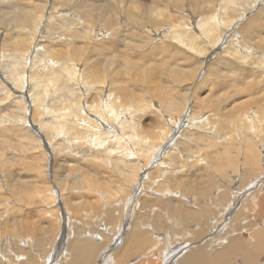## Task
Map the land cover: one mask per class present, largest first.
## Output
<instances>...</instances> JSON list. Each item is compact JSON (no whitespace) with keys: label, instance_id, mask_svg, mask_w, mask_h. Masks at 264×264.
<instances>
[{"label":"bare ground","instance_id":"1","mask_svg":"<svg viewBox=\"0 0 264 264\" xmlns=\"http://www.w3.org/2000/svg\"><path fill=\"white\" fill-rule=\"evenodd\" d=\"M202 4H206L209 11L205 17H189L190 23H185L182 18L174 20L179 11L173 10V14L170 6L163 3L149 5L146 11H141L137 0H0V11L5 13L2 22L6 23L0 35V137L9 134L7 124H17L21 129L29 130L38 146L46 153L43 155L46 174L51 177L58 173L56 180H50L51 183L68 179L73 182L65 187L69 190L68 194H64L63 190L56 194L57 190H53L51 185L47 189L49 197H54V202L58 199L59 204L66 200L72 206H75L74 200L78 198V202L81 200L85 207L92 204L89 203L92 201L94 214L92 210L84 208L85 212L79 218L89 221L104 217L103 228H99L100 224L96 223L98 227L90 224L89 228L86 224L88 221L78 218L80 223H75L78 219H73L75 215L71 217L75 212L70 213L64 207L61 217L67 233H61L57 243L51 242L50 246L44 245L41 249L50 247L48 250L40 255L35 253L37 264H129L134 258L138 259V264H145L151 257L158 259V263L153 262L156 264H218L219 261L229 262L234 253L239 252L242 253L244 264H254L256 251L247 243L250 240L245 241L246 233L238 232L225 237L230 231L243 228L240 229V223L247 216L245 212L248 209L244 212L238 209L233 213L239 198L244 197L243 193L239 194L242 195L240 197L235 192L236 199L228 198L222 207H217L219 216L210 221L214 214L211 205L216 195L211 185H198L196 168L192 169L196 167L195 162L203 159L200 160L199 156L193 163L190 157L195 154L191 147L200 139L199 136L203 133L218 134L215 128L220 123L231 127L230 136L237 135L239 146L248 143V138L258 146L259 149L256 148L259 152H264V141L261 138L264 133V111L258 108L259 105H254V109L249 106L247 110L242 105L245 100H241L232 103L231 108L236 110L222 121V114L214 111L207 113V109L206 112L195 110L194 103H204L203 96L192 97V94L180 103L172 89L177 86L175 82L182 78L187 91L197 74L198 79L207 75L209 66L212 76L222 68L235 70L232 62L242 66L252 65L263 74L264 0H202ZM112 9L122 13L121 26L115 27L116 30L114 25L117 22L111 15ZM129 23L147 27L141 33L145 35L146 41L149 40L148 43L162 44L158 51L153 50L155 53L151 54L155 56L159 53L164 64H170L166 70L161 63L157 66L158 73L164 69L159 77L156 76L157 71L152 74L150 70L146 73L143 71L144 61L132 62L131 56L120 53L122 47L128 49V43L134 38V34L129 31ZM155 24L159 25L154 27ZM239 31L242 35L238 34ZM104 37L108 40H102ZM6 46H9V50ZM180 60H193L194 63L199 60L196 68L189 67L194 71L193 77V71L184 75L176 68ZM133 64H139L140 67L135 65L133 68ZM120 66L121 74H118ZM134 69L141 70L140 74H136ZM167 72L169 78L164 77ZM148 73L151 75L150 81L147 80ZM128 76L139 82L145 77L146 84L151 85L152 89L148 85L145 90L139 88ZM173 76L178 79L172 81ZM212 83L205 79L204 89L210 90ZM256 86L243 88L246 92L249 90L250 95L258 92ZM166 87L171 89V98L165 93ZM211 97H207L206 101L209 102ZM10 113L15 116L7 118ZM143 119L145 121L142 124L140 120ZM224 135L227 140L228 137ZM245 148L247 150V146ZM183 150L186 151L180 158ZM250 150L253 152V149ZM56 158L63 165L55 167L53 162ZM60 168H64L61 173ZM259 173L261 175V171ZM260 175L255 176L254 180L245 176L241 178L245 186H248L246 191L251 186L257 189L255 192L250 190L248 195L250 205L247 208L257 209L250 212L254 216H258V212L264 213V180L260 179ZM73 187L78 189V194H72L75 189ZM117 192L121 195L115 198ZM217 196L220 199L223 194ZM94 202H97L96 207ZM116 211L120 212V220L114 225ZM22 217L25 219V216ZM218 221L226 232L216 238H224V246L216 248V251L210 252L207 248L208 241L213 238L211 236L202 238L204 235L200 234L198 243L197 240H186L185 231L191 226L202 232ZM19 222L21 228L29 226L23 221ZM252 225L248 224V227ZM258 225L260 230L255 233L254 248L263 249L264 223L258 222ZM107 229V233H104ZM27 230H31V227ZM169 234L180 236L185 243L178 242L180 239L172 242L173 238ZM163 237H169L170 241L162 243ZM28 239L26 236L12 239L11 243L18 249L8 252V248H3L0 264H35L23 253L24 247L20 246V243L24 246L30 244ZM116 246H119V250L115 252L113 249ZM157 246L160 248L157 249Z\"/></svg>","mask_w":264,"mask_h":264},{"label":"rangeland","instance_id":"2","mask_svg":"<svg viewBox=\"0 0 264 264\" xmlns=\"http://www.w3.org/2000/svg\"><path fill=\"white\" fill-rule=\"evenodd\" d=\"M137 1L141 5V7H140V10L141 11H143V10L146 11L148 9V7H150L151 5L156 4V3L161 4V5L163 3V5H166V6L169 5L170 8H171V10H172V13L173 14H175V12L173 10H177V12L179 11L178 12L179 14L178 13L175 14L176 17H174L173 19L176 20L178 18H182L183 21H185V23H190V18L189 17H195V18L202 17L203 18L209 12L208 9H206L207 8L206 4H202V0H194V1H192V0H173V1L172 0H137ZM126 4L127 3H125V5ZM198 5L201 6V8ZM204 6H206V7L204 8ZM4 12H7V11H4ZM108 12L110 13V11H108ZM111 13H112L111 15L115 18L114 19L115 22H117L114 25V29H115V27H118L120 25V21H121V19H120L121 15L120 14H122V13L121 12H117L116 9H112L111 10ZM198 13H200V14H198ZM4 14L5 13H1V11H0V35H1V31L3 30V27L6 25L5 22H2V17L4 16ZM183 17L186 18V20ZM95 22L98 24V21L95 20ZM129 24H131V25H129V27H130V30L129 31L132 32V34H134L133 35L134 38L132 37L133 40L131 41V43L130 42L128 43V49L126 47L125 48L122 47L123 49H121L120 53L121 54L124 53V55L127 54V55L131 56L130 58H131V61L132 62L137 61L139 63L140 61L141 62L144 61V65H145L144 67L146 69L143 68L144 70L143 69L142 70L145 73L150 70L151 71V74L152 73H156L155 71H157V75L156 76L159 77V75L162 74L161 72L162 71L164 72V69L166 70V69L169 68V65L170 64L169 63H167V64L165 63L164 64V62H163L164 60L162 59V57H160V54L159 53H156L159 56H157L156 54H155V56L154 55H151V54L152 53L153 54L155 53V52H153V50L154 51H158L160 45H162V44H160V43L159 44L158 43L155 44L154 42L148 43L149 40L146 41L147 39L144 37L145 35L142 34L141 31L142 30H145L147 27H143L142 24H139V25L133 24V23H129ZM156 25H159V24H155L153 26L156 27ZM243 26L244 25H242V27ZM239 32L240 33H238V34L242 35L241 31H239ZM105 39H106V41L108 40L106 37H104L102 40H105ZM255 45H257V43H255ZM6 47L9 50V46H6ZM124 50H126V51H124ZM149 51L151 53H149ZM216 58H217V56H216ZM103 60H105V56L103 57ZM119 61H120V59H119ZM169 62L171 63L172 61L170 60ZM160 63L163 64V66L165 68L163 67L164 69H162L160 71V73H158L159 69H157V66ZM232 63L234 64L233 66L236 67V68L239 66V68H238L239 70L235 68L236 71L235 70H232L231 71V69L222 68V70H220V72L217 73L218 75L217 74H213V76H212V74H211L212 70H209V67H210L209 66L208 69L206 70L207 71L206 72L207 75H205L201 79L200 78L198 79V74H197L196 77H195V79H194V81H193L195 84L193 83L190 87H187L188 88L187 91H185V89H184L185 84L182 81V78H180L181 81H176L175 82V85H177V86L174 87L172 89V91L175 94V96H177V99L180 101V103H181V100L183 101V98L185 100L186 98H189L190 95H192V94H193L192 97H195L196 95H198L200 97L203 96V99L205 100L204 103L206 102V104L204 105V103H201V104H203V105H201V104H198V103H194L195 104V110L197 111V110L201 109V111L203 110L202 112H206V109H207L208 110L207 113L214 111V112H217L219 115L222 114V117L219 116L220 118H222V121H223V119H224L225 116H228L229 114L233 113L236 110V108H231V106L233 104L241 101V100H245L242 105H244L247 110H249V108H250L249 106H252L253 108H251V109H254V107H255L254 105H259L260 107L258 106V108L259 109L261 108L262 109V112H263L264 111V103H263L264 102V86H263L264 85V69H263V74H261L260 71L258 69L256 70V68H254V66H252V65L242 66L243 64H235L234 62H232ZM198 64H199V60H196L195 63H194L193 60H191V61H188L187 60V61H183V62H182V60H180V61H178V66H176V68L181 73H185L184 75H186L188 73H191L193 71V69L198 66ZM135 65H137L138 67H140L139 64H133V68L135 67ZM192 65H194V66H192ZM190 66L193 68L192 71L189 68ZM120 68H122V67L121 66L118 67V70ZM158 68H160V67H158ZM208 70L210 71V73H208L209 72ZM134 72L136 74H140L141 70L134 69ZM118 74H121V70L118 71ZM194 75L195 74H194V71H193L192 74H191V76L193 77ZM167 76H169V73L168 72L166 74L164 73V77L169 78ZM245 76H246V78H243ZM128 77H129L128 79H130L131 81H133L134 83H136V86L139 85L138 87L139 88H142L143 90H145V88L147 87V85L151 88V85H149L148 83L146 84L145 77H144L143 80H141V82L135 81V79H133L130 76H128ZM150 77H151V75L149 74L148 77H147V80L148 81H150ZM171 79H172V81H174V79L176 80L178 78H175L173 76ZM205 79L207 81H209V82L210 81L213 82L212 83V86L213 87L211 86L210 90L209 89H206V88L204 89L203 82L205 81ZM165 85L167 87L169 86L167 84H165ZM254 85H258V86H256V87H258L257 88L258 92H256V93H250V95H249V90L247 92L244 91V88L243 87H246L247 88V86H249L250 89H251V87H253ZM167 87H166V92L165 93L169 94L170 91H171L170 88L172 87V84L170 85V88H167ZM210 95L211 96H214V97L217 95V97H215L217 99H215L214 97H211ZM169 96H170L169 98H171V95L170 94H169ZM242 96H244V97H242ZM207 97L208 98L211 97L212 99L210 98L209 99V102H208V101H206V100H208V99H206ZM233 97H234V99H233ZM239 97H241V98H239ZM215 102H216V104H214ZM255 102H258V103H255ZM246 103L248 105H245ZM210 105H212V106L209 107ZM176 106H178V104H176ZM219 109H220V112H219ZM29 112H30L29 115L31 116L32 115L31 114V110ZM207 113H206V115H207ZM10 114L7 115V118H12V117L15 116V115H12V114L10 115ZM29 115H28L29 118H34L35 117V119L37 120V117L34 114V112H33L34 117H30ZM144 121H145L144 119L143 120H140V122L142 124H143ZM215 121H217V120H215ZM162 123H163V121L160 120V124H162ZM7 125L6 126L9 127V132L8 133L10 135L7 134V135H4V136L0 137V180H1L0 181V185H1V188H0V203H1L0 204V221L2 222V223L0 222V226H1L0 227V232H2V233H0V239H1L0 240V253L3 252V250H4L3 248H5V247L8 248V252L13 251L12 249H14V250L16 249V251H17L18 248L15 245L13 246V244L11 243V240L12 239L13 240L14 239H17V237H23V236L25 237L26 236V237L29 238L28 239V243L30 241V244H28L27 246H24V244L20 243V246L24 247L25 250L23 251V253L25 252V255H27V258H30L34 262L36 260V255L37 254L40 255V253H43V251H46V250H48L50 248L49 247V248H47L45 250H41L42 247H44V245H46L48 247V246L51 245V242L53 244L54 243H57V241L59 240V235L61 233H64V234L67 233V228L66 227H63V220H62L63 217H61L63 211L65 210L64 207L65 208H68V210L70 211V213L71 212L72 213L75 212V213L72 214L73 216L71 215V217L73 218L74 215H75L76 217H74L73 219H75V218L78 219L79 218V215L80 214L82 215L83 214L82 212H85L84 210L89 209V210H92L93 211V208H92L93 207L92 206L93 202L92 201L89 202V203H92V204H89V205L86 204V205H88V207L90 206V208H88L87 206L85 207V205L83 206V204H81V200H80V202H78L79 201V198L76 199V200H74V202H76V204H74L75 206H72L71 205L72 203L67 202L66 200H65L64 203H61L60 202V204L57 202L58 199L54 202V197H49V195L47 193L48 187H50L52 185L51 188L53 190H55V191L57 190L56 191V194L58 193L59 190H61V191L63 190V193L64 194H66V193L68 194V191L69 190L67 188H65V187H68L70 184H73V182L68 179V181L67 180L66 181H62V182H59V181L57 182L56 181V183H55V181H53L55 185L53 184V182L51 183L50 180L52 178L56 180V177H57L58 173L56 175L54 174V176L52 175L51 177H49V175L46 174V171H45V168L46 167L44 166V158H43V155H46V153H44V150L42 149V147H39L38 146V144H37L38 142L33 139V135L30 133V131L27 130V129H23V128L21 129V127L19 125H17V124H10V125L7 124ZM216 125L217 126L215 128V133H218V134H205V133H203L204 135L202 134L201 135L202 137L199 136L200 139L198 138L196 140L195 144L193 145L194 147H191V150L193 149V151H194L193 153H195L193 156L190 157L191 162L194 163V160H196V159L198 160L197 157H199V156H200V160H202V159L204 160V161L202 160L201 162L198 161V163L195 162L196 167L193 166L192 169L194 170L195 168L197 169L199 166L201 167V168L199 167L200 169H197V170L195 169L196 178L197 179L199 178L198 179V181H199L198 182V185L201 186V187H203V184H206L207 186L208 185L209 186L211 185L213 187L212 190H214L213 191V194L216 195L215 196V200H213L215 202H212L213 203L212 204L213 206L211 205L212 211H213V213L215 215L213 214L214 216L213 215L211 216L212 218H210V221L215 220L216 217L219 216L218 214L220 213V211H219V209H217V207H222V205L227 202V199L228 198L231 199V197H232L234 199L237 194H238L237 196H240L239 194L240 193L241 194L243 193L242 195H244V197L242 195H241L242 197L240 196L242 199L241 198H239L240 200L238 199L239 201L236 203V206L237 207L235 206L236 208L234 209V212H233V213H235L236 211H238V209H239V211L242 210V212H244V211H246L248 209V211L245 212V213H247V214H245V216L246 215L247 216L246 217L243 216V218L245 217L244 218L245 222H244V220H241V223H240V229H241V227H243V228L240 231H238L239 228H237L234 231H230V233H228L226 236L225 235L224 236L227 237V236H230V234H237L238 232L239 233L243 232L244 234L246 233V236H244L245 241L247 242L248 240H250L247 243H249L250 247L251 246L253 247V251H256V252L258 251V254L256 252H254L255 255H256V260L253 263L254 264H264V260H263L264 259V248L263 249H260L259 247L257 249L254 248V246L256 245L254 243V241H255V233L260 230L259 229L260 227L258 225V222L264 223V219H263L264 218V213H259L258 212V216L260 214H262L259 217L256 214H255V216L254 215H250L252 213L251 211H254L255 212V210H257V209H253V210L250 209L249 210V207L247 208V206L250 205L249 204V196H248L250 194L249 191L251 190L252 192H255L257 189H256V187L251 186L249 184L251 186V188H250V190L248 189L246 191V189L248 188V186H245V184L243 183V181H241L242 176H245V178L248 177V178H251V179H253L255 176L256 177L257 176L259 177V175H260L259 172L260 171H261V175H260L261 177H260V179L261 180H264V170H263L264 169V166H261L260 165V164H262V165L264 164V160H262V159H264V155H263L264 152H261V151L259 152L258 146L251 139H248V138L246 139V141H248V143H246L244 145H241L240 144V146H239V143L236 140V139H238L237 135H235V136L234 135H231L230 136L229 128H231V127H229L228 125H226V126L221 125V123L219 125L218 124H216ZM222 128H224L225 130L222 129ZM217 130H218V132H217ZM231 133L233 134L234 132H231ZM224 134H226V137H228L227 140H225V135ZM196 136H198V135H196ZM212 137H213V139H212ZM229 137H230V139H229ZM216 138H218V139L216 140ZM261 138L264 141V133H263V136H261ZM211 143H213L214 145L212 144L213 145L212 146ZM246 146H247V150H245L246 149L245 148ZM253 146L255 147V149L253 148ZM256 146H257L258 149L256 148ZM197 147H198V149H197ZM222 149H225V150H222ZM250 149H253L254 154H253V152H251L252 150H250ZM256 149H257V151H256ZM186 150H187V148H186ZM186 150H183V152H180L181 153V155H179L180 158L182 157L184 151H186ZM221 150H222V152H221ZM196 152H197L198 155L196 154ZM242 154H244V155H242ZM247 154H250L252 157H250V155H248L249 156L248 157ZM256 155H257V157H255ZM255 158H256V161H254ZM249 160H250V162H249ZM58 162H60V161H58V158H56V160L54 159L53 165L55 167H59L60 165H63L62 163H58ZM247 162H249V163H247ZM197 164H199V165H197ZM250 164H252V165H250ZM249 165H250V167H249ZM253 166H254L253 171L256 174H254L253 171H250ZM245 169H247V170H245ZM63 170H64V168L63 169L60 168V170H59L60 173ZM237 170H238V172H237ZM257 170H258V172H257ZM200 171H201V173H200ZM235 174H237V175L235 176ZM68 177L72 178L69 175H68ZM239 177H240V179H239ZM30 178H31V180H30ZM204 178H206V179H204ZM18 179H21V180L19 181ZM97 180L100 181L99 179H97ZM15 182H16V184H15ZM17 182L19 184H17ZM200 182H202V183H200ZM215 183H216V185H215ZM59 184H60V186H58ZM34 185H36V186H34ZM74 185H76V184H74ZM243 185L246 188H244ZM8 186L10 187V190H9V187ZM74 188L75 187H73V189ZM239 189H241V190H239ZM263 190H264V188H263ZM6 191H8V192H6ZM238 191H240V192H238ZM246 192H248V193H246ZM59 193H60V191H59ZM119 193H118V195L117 194L115 195V198H118L119 195H121ZM72 194H74V195L78 194V189L75 188L73 190V193ZM217 194H220V196L223 194L222 198L219 199V197L217 196ZM227 196H229V197H227ZM33 198H35V199H33ZM44 198H45V200H44ZM67 203H69V205ZM58 204H59V206H58ZM65 204H66V206H65ZM96 204H97V202H94V207H96ZM240 204H241V206H240L241 208L239 207ZM76 205H78L79 207L76 206ZM28 206H29V208H28ZM55 206L56 207H60V208L55 209L56 208ZM215 206H216V209H215ZM47 207H49V208H47ZM70 207H71V209H70ZM258 207H259V205H258ZM26 208H28V209H26ZM32 208H33V211H32ZM34 209H35V211H34ZM51 210H53V211H51ZM7 211H9V212H7ZM48 211H51V212H48ZM217 211H218V213H216ZM23 212L25 213V215H24ZM32 212H34V213H32ZM45 212H46V214H45ZM17 213H18V215H17ZM114 213H115L114 225H116L117 223H119V220H120V215H118V213H120V212H117L116 211ZM233 213H232V216H233ZM26 214L27 215H30V217L27 216ZM34 214H35V216H34ZM93 214H94V211H93ZM151 215H153V214H151ZM22 216H25V219ZM12 217L13 218L16 217L14 221H13V218ZM79 219H82V218H79ZM79 219L75 223H80V220ZM103 219H104V217L101 216L98 219H92V220H89V221L87 219H82V220L88 221V222H86V224L88 225V227H89L90 224L91 225L93 224L95 226H96V224H100L99 225V228H103L104 227L102 225V222L104 223V220ZM254 219H256V221ZM93 220H94V222H93ZM217 220H220V218H217ZM19 221H23V223H25L26 225H29L31 227V230H29V231L27 230V228L29 226L26 227V228L22 226V228H21L20 227V224H19L21 222H19ZM227 221H229V220H227ZM251 223L254 224V225H252V227L249 226L250 227L249 228L248 227V224H251ZM218 224H219V221L216 224L214 222V223L211 224V227L206 228V230L205 231H202V232L198 231L197 227L195 229L194 226H193V229H192L191 228L192 226H191L189 230L185 231L186 233L184 235L186 237V240L190 239V241H192V242H194V240L195 241L197 240L196 243H198V242H200L198 240L200 239V236L202 234L204 235L202 238H204L205 236H208V237L211 236L213 238H212V240L210 239L209 241H212V242L210 243L208 241L209 245H208L207 248H208V250L210 252H212L213 250L216 251V248L219 249L221 246H224L223 245L224 238H223V240L222 239L221 240H216V238H218L219 235L221 236V235H223L226 232V229L223 230L221 228L222 227L221 224H219V225ZM9 225H10V227L11 226H13V227L10 228ZM77 226H78V224H77ZM41 227H44L45 229L44 228H41ZM76 227H75V230H76ZM88 227H86V228H88ZM96 227H98V225ZM108 227L109 226H107V228ZM13 228H15V229H13ZM1 229H2V231H1ZM88 229H86V231ZM192 230L193 231L195 230L194 231L195 233ZM207 230L208 231L210 230L209 233H208ZM15 231H17V232H15ZM38 231H40V232H38ZM41 231H43V232H41ZM107 231H108V229L107 230H104V233H107ZM205 233H207V234L205 235ZM29 234H30V236H29ZM32 234H34V235H32ZM194 234H195V236H194ZM208 234H210V235H208ZM216 234H217V236H216ZM169 235H170V237L172 236L171 238H173V239H171L172 242L175 241V240H177V239L178 240L180 239L178 241L180 243H182L184 241V240H181V238H179L180 236H175V235H171V234H169ZM241 235H243V234H241ZM32 237H34V238H32ZM101 237L103 238L102 235H101ZM185 237H184V239H185ZM107 240H108V238H107ZM201 240H203V239H201ZM9 241H10V243H9ZM43 241L45 243L44 244H41V243H43ZM166 241L167 242L170 241L169 240V237H167V238H164L163 237L162 243H164V242L166 243ZM31 242H32V244H31ZM183 243H185V242H183ZM10 246H13L14 248L13 247L11 248ZM160 246H157V249H159ZM118 247L116 246L113 250L115 252L118 251L119 250ZM116 248H118V249H116ZM261 250H262V252H260ZM19 251H21V249ZM35 253H36V255H35ZM241 255H242V253H240V252L237 253V254L234 253V255L231 257L232 259H230L229 262L226 261L225 263L224 262L222 263V261H219L218 264H227V263L228 264H233V263L234 264L235 263L236 264H244V261L242 262V260H241L242 259V256ZM24 261L25 260H23L22 262H24ZM137 261H138V259L134 258V259L130 260V263L129 264H138ZM147 261H148V259H147ZM147 261H146L145 264H156V263H158V259L157 258H153V257H151V260L149 262H147ZM35 262L34 263L37 264V261H35ZM153 262H156V263H153ZM24 264H25V262H24Z\"/></svg>","mask_w":264,"mask_h":264}]
</instances>
